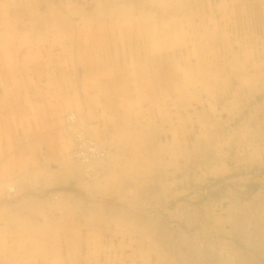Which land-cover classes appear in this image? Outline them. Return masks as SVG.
I'll return each instance as SVG.
<instances>
[{"label":"bare ground","instance_id":"6f19581e","mask_svg":"<svg viewBox=\"0 0 264 264\" xmlns=\"http://www.w3.org/2000/svg\"><path fill=\"white\" fill-rule=\"evenodd\" d=\"M142 1H143L142 4L145 6L147 5L148 2H149V5H151V4L159 5L161 8V13L158 15H162L163 13L166 12V10H167L166 7H167L168 2H169L168 0H142ZM170 3H171V1H170ZM124 4H125V6L120 8L121 9L120 15L115 18V21L118 20L119 18L124 17L125 19L123 21L125 22V24L116 23L115 26L109 25L110 28H107L105 26V23L103 25L102 24L103 22H101V21L98 22L100 17L99 18L97 17L98 20H96L95 22L101 26H98L97 28H95L91 31H87V32L83 31L82 33H79L77 31V33H76V31L74 30L73 27L62 28V27H59L60 24L55 23L56 29L58 30V33L65 39V42L67 43V47L66 48L62 47V46H64V44H63V41L60 40L58 42L59 46L50 47V48L47 47L46 50L44 51L45 56H48L47 57V60H48V59H52L53 55L56 57L63 55L62 52L60 51V49L63 48V50L66 51L65 54H68V56L71 59H75L77 61H80L82 64L81 69L83 70V74L80 78H78V79H81L80 86L78 85L79 87L77 86V88L75 89L74 86L73 87L71 86L72 77L70 76V77L66 78L65 83H66L67 93L64 96V98L61 99V102L59 104L56 101L55 106H57V107L61 106V104H64V106H63L64 110L61 108L63 110V114H59L60 117L62 115L61 118L59 117V121H61L64 133H65L64 134L65 138H63V136H61V135L57 136V137H59L57 144L62 146L65 150L67 149L66 151H68L65 159H63L64 160L63 162L68 164L67 167L69 168V170H71L73 173H75V176L79 177L83 181V185H84V187H86L87 190L89 189L90 191H92L94 193L103 192L106 189L103 187L102 183L104 180L106 182H109V180L106 179V177L111 175L108 172L113 169L114 162H111V159H113L116 156H117V158L123 156L122 153L120 154L118 152L113 154L112 151L110 150L111 146H114L115 148H118V149L119 148L122 149L123 146L130 145L132 147L131 151H133L132 154H133V159H134V160L129 159L131 161V163H130L131 171H134V174L139 173V174H141V176H142L143 171H140L139 169H142L143 167H145L146 169H151V171H153V170L158 169V165H159V168H162L165 154L168 153L170 156L172 154L173 157L176 158V155L181 148V147L175 146L174 148L170 149V151H172V152H170L167 145L155 144L153 142V138L150 140L151 143H149L150 141L148 140V138L150 135H148L147 131L145 132V130H146L145 127L151 126L152 128H154L153 125L156 126V124L154 123V119H157L158 122L160 121L163 123L166 120H169V117L167 115L169 113L170 107L168 106L169 104H167V102H168L167 99H169L170 97L173 100L169 99L170 102H168V103L175 104V107L180 106L178 104H180L181 101H179L177 93H179V92L182 93L183 92L182 87L186 86V85H184L182 83V81H180V73H179L180 68H178L177 65L170 64L171 60L169 58L163 56V53H164L163 51H165L164 49H166V47L168 46V44L166 43V40H168V37L171 39L170 44L172 46V44H173L172 40H174L176 42L179 39V36H180L183 29L178 30L179 27H176L175 28L176 31L174 32V35L170 36V34L169 35L167 34V29H164V26H166V24L162 25L160 23L159 24L158 23H150V21L146 22L144 18L142 20H140V18L135 19L136 15H140V16L151 15L150 14L151 12L148 14V11H150V10L145 9L142 6H140V4L138 2H136V0H135L134 5H137L138 7H136L137 9L135 11H132L131 9L128 8L130 3L129 4L124 3ZM135 12H137L136 15H135ZM261 12H262V10H261ZM64 16H66V15H64ZM188 20H189V18H188ZM169 21H171V19ZM163 23H165V22H163ZM166 23H167V21H166ZM3 24H5L4 20H3L2 25ZM109 30L111 31L110 34H108ZM0 36L4 37V40L0 38V73L6 74L5 76H2L1 81H0V93L2 94V95H0V98H1L0 99V107L5 105L6 103H10L12 101H17L18 105H17L16 110L19 112L18 114H15L13 112L16 110H12L13 112L10 111V112H12L11 115H8L6 113L3 114L4 113L2 111L3 109L0 110V112H1L0 113V163L2 164V166H1L2 168H0V198H1L4 194V192L8 193V191L12 190V189L14 192H16V186L18 187L19 185H23L24 181L26 179L28 181H30L31 185L36 184V181L38 180L40 174H42L41 173L42 168L38 166L37 162L35 164H33L34 162L32 161L33 167H31V166L28 167L25 165L29 161L25 160L26 163H24L25 161L23 160V158H20V159L15 158V159H9V160L5 159V156L7 155V152H8L7 150L13 146V142L15 140V135H13L11 133V131H5V128L3 126L4 121L6 122V121L11 120L12 123L17 122L20 124L29 122L28 124H30V122H36L35 120L37 118H40V120H39L40 123H45L44 117L47 118L46 112H47V109L49 108L48 107L49 105L46 104V99L43 95V93H44L43 90L37 89L38 80H35L34 82H32V83H35V87H32V89L29 88L28 93L25 96L26 98L20 100V98H22L26 93L25 86L22 85V87L20 88L19 85H21V83L18 79L17 80L13 79L11 81L8 78L9 72H11L13 75V73L15 71H21L22 69L25 72V71H32L33 69H36V67L38 68V65L36 64L34 58H36L41 53L40 49L37 48L38 45L42 43L41 37H39L37 40L33 41L27 34H23L22 32H20V33L19 32H13L10 30L9 31L8 30H2L0 33ZM28 38H30V40ZM131 39H133V40L131 41ZM214 39H216V38H214ZM218 39H220V38H218ZM57 48H59V53L57 55H55ZM93 48H95L94 49L95 52H96V50H99V51L104 50V52H107V54L110 58V61H109V63L104 65L105 68H102L99 65L101 69L97 70L91 66L90 62H88V65L83 64V60L90 58V51ZM208 50H210V49H208ZM166 55H167V53H166ZM56 57L53 60L55 63H57V64L59 63V65H60L61 61ZM173 57L175 58L174 55H173ZM64 61L66 62V60H64ZM196 61L197 62L194 63L195 69H190L191 72H189L187 75L185 74L183 79H185V81H187V82L192 81V84H193V82H200L204 86V89L206 91H208L210 94H213L214 91H211V90H214L213 84L215 85V84L220 83L219 85H223V83H224L223 77L225 76L224 74L226 73V70L223 69V67H218L216 69H213V70L210 69L209 70L207 68V63H205V65H206L205 67L203 65L200 66L202 63H204L206 61H203V60L199 61L198 59ZM25 64H30V66L27 65V67H25ZM49 64L50 63H45V65H47V66ZM76 65L78 66V64L76 63L73 65V67L75 68ZM129 65H133V66L135 65V68L130 69V68H128ZM259 73H256V74L260 75ZM104 74L108 75L109 79H104L103 78ZM240 74H242V73H240ZM252 75L250 78H252ZM247 78H248V75H247ZM263 78H264V76H262L260 78V80H262ZM255 79H256V77H255ZM132 80L134 82L133 87L131 85ZM250 80H252V79H250ZM46 82H47L46 85L48 87L52 85V86L60 87V89H61V82H59V80H54L51 78V79H47ZM210 82H212V84ZM249 82H251V81H249ZM256 82H257V80H256ZM254 83H255V81H254ZM255 84H253V85L256 86ZM242 85H244V84H242ZM254 86H253V88H255ZM90 87L91 88L93 87L95 89V93L89 94L87 92L88 88H90ZM180 87H181V89H180ZM185 88H187V86L184 87L183 89H185ZM71 89L73 90V94L71 93ZM32 90H34L36 92H34ZM240 90L237 89L235 91L234 95L236 97L234 96L232 103L234 102V100L239 99V95H240L239 91ZM114 91L117 93V96L120 97V100L118 98H117L118 100H115L112 98V96H114L113 95ZM195 91L196 90H194V92ZM91 92H93V91H91ZM248 92H250V91H248ZM130 93L131 94L135 93L132 97L133 99L129 96ZM192 94H193V92H192ZM192 94H188L187 98L195 97V96H192ZM195 95H197V93ZM36 96H38V98H36ZM181 96H183V94ZM198 96H199V93H198ZM167 97H169V98H167ZM187 98H185L183 100V102ZM187 100H189V99H187ZM183 102H182V104L185 103V102L184 103ZM73 103L75 104L76 108H81V112L79 111L80 113L76 110V108L72 109V107H74ZM225 105L228 106L229 103L227 102ZM187 108H188V106H187ZM232 108H234V107H232ZM201 111H197L198 119H199V121L201 119V121L203 123V127H205L208 124V123L206 124V121H204V119L205 120L207 119V116H204V114H201L202 113ZM20 112H23V113H20ZM28 112H34V114L29 115V114H27ZM42 112H44L45 115ZM60 112H61V110H60ZM157 115L159 116V118L157 117ZM169 115H170V113H169ZM32 118L33 119L35 118V120L31 121ZM96 118H101L103 123L102 124H98V123L90 124L89 123L90 120L95 122ZM143 121L145 122V124H143ZM244 121L245 120H243V123L241 122L239 124V126L232 132L229 128H223L221 131L219 130V133H220V134H218L219 138H217L218 137L217 136L215 139L212 140L210 138L212 136L211 134L214 135L215 130H218V127H216V126L219 123V121L214 118L212 123H211V125L213 126L212 128L205 127V128H202L200 130V134L202 136H204V135L206 136V137H203L200 139L208 140V142L215 141L217 145H219L218 143L221 142L220 139L223 142V138H224V140H225L224 142H226V144L227 143L230 144L231 141L233 143V140H235V139L243 138V137H245V135H248L250 133L251 134L254 133L253 130H250V132H249V129H248L246 131V129L249 128L248 127L249 125L244 123ZM6 124H8V123L6 122ZM59 124H60V122H59ZM9 125H11V124H9ZM170 126L172 127L173 125L170 124ZM161 127H163V126H161ZM161 127L159 125V126H157V129H161ZM35 128H37L36 125H35ZM257 128H258V126H257ZM45 129H46V127H45ZM24 130H26L25 127H24ZM152 132H153V130H152ZM167 132H168V130H167ZM26 133H28V132H26ZM29 133H30V131H29ZM57 133H58V131H57ZM15 134H17V133H15ZM261 134L262 133H258L255 135V137L256 136L261 137ZM173 136H174V139L176 141L175 144L177 145L178 138H177L176 133H174ZM232 136H233V139H230V137H232ZM30 137H32V135ZM49 137H51V136H49ZM54 138H53V140H54ZM34 139H35V137H34ZM63 139H64L67 146L62 144ZM155 139H156V137H155ZM26 140H29V138L27 139V137H26ZM36 140L37 139H35V141ZM104 140L107 142H105ZM246 141L247 140H245V139H240L238 141V143H240V145L243 147V149H246V147L249 146V144L246 143ZM32 142H33V140H32ZM32 142H31V144H32ZM222 142L220 143V145L222 144ZM255 142H256V144H254L255 146L252 145V147H253V152L257 153L259 151L258 148L260 149L263 147H261V144H260L261 142L260 143L258 141H255ZM262 142L264 143V141H262ZM52 143L50 145H52ZM88 143H93V145L88 146L87 145ZM199 143H201V142H199ZM34 144H35V142H34ZM106 144H108V145H106ZM28 145H27V148H28ZM234 146H236V145L234 144ZM35 148H37V147H35ZM203 149H205V148H203ZM164 150L166 151V152H164L165 154H163ZM192 150H193V148H192ZM192 150H190V151L192 152ZM186 151H187V153L189 152L188 149ZM34 152H32V153H34ZM206 152H205V150H203L201 155L204 156ZM32 155H34V154H32ZM32 155H30V156H32ZM184 155H182V156H184ZM173 157L171 158L172 161L175 160ZM234 157L237 158V156H234ZM27 158H28V156H27ZM35 158H37V157H35ZM223 158L224 157H222V156H218V154L217 155L212 154L210 152V149H209V151L207 152L206 158L202 159V162L204 163V164L202 163L204 165L203 167L206 168L207 164L210 161L213 162V161H216V159H223ZM50 159L52 160V158H50ZM148 159H150V160L148 161ZM17 160H19V161L17 162ZM237 160H239V159H237ZM242 160H244V159L242 158ZM258 161H259V159H258ZM16 162L19 165L17 167L19 169V173L18 174L16 173L17 175H15V173L13 175H11V173H9V172H11L13 170V168L15 169L14 164H16ZM233 164H235V163L233 162ZM226 167H228V166L226 165ZM104 168H109V171L107 172L105 170L104 174L102 176V179H101V175L99 176V174H100L99 172H101V174H102V171L104 170ZM212 168H214V167H212ZM218 171L219 170H217V167H216V169L214 168V170H211V173H217ZM72 172H70V173H72ZM49 175H47V176L49 177ZM61 175H62V173H61ZM123 178L124 177L119 176L118 182H120V179H123ZM137 178L140 179V177H137ZM153 178H154V176H153ZM54 180L56 181V179H54ZM134 180H136V178ZM121 183H122V181H121ZM132 183H134V182H132ZM136 183H134V184H136ZM41 184H42V182H41ZM162 184H164V183H162ZM165 184H166V182H165ZM116 185L112 184L111 188H109L106 193H109L111 191L119 189L118 186H116ZM126 185L127 184H125L124 187H126ZM158 186H160V185H158ZM161 187H163V185ZM126 190H127V188H126ZM163 190H165V189H163ZM58 193L59 192L54 193L50 197L51 200L49 198H45V202L44 201L41 202V201H38L36 199H31V198H29V196L25 197V198L22 197L16 203L9 202L7 199L6 200L0 199V200H2V202L0 203V234L2 236V239L5 240L6 236L8 234H10L11 242L16 243L15 238L19 239L18 234H20L22 232L25 233L24 231H26V236H29L30 233H34V231L37 230V228H38V226H37L38 223L35 225V224H33V222L30 219L24 218V216L25 215L31 216V215H34L35 213H40L41 215L46 216L48 214L46 209L50 210V204L53 207L55 206V209H56L57 208L56 204H58L57 206L60 207L61 202H63L62 205L70 208L72 212H75L76 209H78L80 211V214L82 213L81 217L83 218L84 222L88 221L90 214H88V212L86 210L87 207L84 206L82 204V202H80L81 200H79V198H76L74 195H72V193L71 194L70 193L69 194H63V195L60 193L58 194ZM18 194L19 193H17V195ZM4 197H6V196H4ZM14 197H6V198L11 199ZM107 206H109V205H107ZM83 208H84V212H81V210ZM103 208L107 209L109 214L107 213L106 215H102V213H101L102 211H100L99 209H103ZM110 208H112V207L107 208V207L101 206V208L94 209V212L98 213V214H94V219L88 221V223H84V222H82V223L84 225H87V224L88 225H101V224L108 225L109 224L110 229H111V223L114 222V224L116 225L115 231L119 230V231H124L125 233L129 229L134 231L133 227H129L131 224H127L125 222V219L128 218L129 214H127V218H126L125 212L124 213L122 211L118 212L116 209H115V211L114 210L112 211V210H110ZM16 209H20L21 211H24L23 214H25V215H23V214H21V216L17 215L16 213L13 212ZM156 217H157V215H156ZM130 218H132V217L130 216ZM59 219H60V217L58 218V220ZM58 220L45 222L47 233L49 232V234L54 235V237H52V236L49 237V234H45V235L42 234L41 238L42 239L49 238L52 241V244H56V243H58V241H56L57 238L60 237V235L58 233L61 232L64 235L63 237H64L66 247H67L66 248L67 249L66 255L68 256L69 262H71L72 264H102V262H100V260H98V259H96L95 262L92 263L91 261H89V259L85 255L83 256L82 259H79V260L77 259V257H80L79 248L76 247L77 243L82 244L83 242H87L89 245L91 240L93 239L92 233L87 231V238L85 236L84 241L79 243L80 238H79V241L77 242V239H78L77 236H79V234L77 233L78 230L73 229L74 226H69V227H71L69 229L65 228L67 226L64 225V227H63V223H61V221H58ZM136 220H138V219H136ZM145 220H144V222H146ZM127 221H129V220L127 219ZM75 223L78 224L79 221L75 222ZM134 228L137 229V226ZM151 228H153V226ZM136 229H135L136 232H140V234L147 235L146 230H144L145 228L144 229L141 228L140 231L138 229H137L138 230L137 231ZM135 231L133 233H135ZM147 231L151 232V230H147ZM152 232H153V230H152ZM65 233H67V234L65 235ZM130 233H132V232H130ZM46 235H48V236H46ZM156 236H158V235L156 234ZM37 237H38V235H36V238ZM151 238H153V237H151ZM157 238H155V239L157 240ZM139 240L141 241V239H139ZM0 241H1V237H0ZM144 241H148L149 249L154 251L160 258H162V260L166 259L169 262H172V263L174 262V255L171 254L170 252H166V254H163V250H157V247L159 246V244L156 245L154 243L155 241L150 242L151 240H149V238L145 239ZM160 241H162V239ZM65 243H64V245H65ZM132 243H133L132 241L122 242L121 245L123 247L130 248L133 251V253H135L136 255L139 254V257L141 259H143L146 252L142 251L141 247H139L138 245H136V247L133 248L134 245H131ZM58 244L62 245V242H60ZM7 246H8L7 243L2 244V242H0V257H2L3 260H5V261L10 262L14 257L13 256L14 251H9ZM142 247H143V245H142ZM89 248H88L87 252L89 251ZM91 248L93 249V251L97 250L98 249V243H95L94 246H92ZM7 252L11 253V256L8 258L3 256V255H6ZM56 252L58 254H55V252H54V257H53L54 261L52 263L50 260V257H49V255L51 254L50 251H47L45 248L41 250L39 246L34 250V253L37 254L39 259H41L40 264H56L57 260H59L58 264H61L60 263L61 255H59L58 250H56ZM36 264H39V263L37 262Z\"/></svg>","mask_w":264,"mask_h":264},{"label":"rangeland","instance_id":"374dc122","mask_svg":"<svg viewBox=\"0 0 264 264\" xmlns=\"http://www.w3.org/2000/svg\"><path fill=\"white\" fill-rule=\"evenodd\" d=\"M168 1H169L168 2L169 6L167 5L166 12L163 13L162 15H158L161 13V8L159 5H153V4L149 5L148 2L147 5L145 6L142 4L143 2L142 0H136V2L140 4V6L150 10L148 11V14L151 12L150 13L151 15H144L145 16L144 17V16L136 15L137 12H135L136 15L135 19L140 18V20H142L144 18L146 22L150 21V23H158V24L160 23L162 25L166 24V26H164V29H167V34L168 35L170 34V36L174 35V32L176 31L175 30L176 27H179L178 30L183 29L179 36V39L176 42L172 40L173 41L172 46L170 44L171 39L168 37V40H166L168 46L166 47V49H164L165 50L164 52L166 53L171 52L175 56V59L177 61L176 65L178 66V68H180L179 70L180 81H182V83L187 86V88L185 89L183 88L186 86L182 87V91H183L182 93L180 92L177 93L179 101H181L180 104L178 105H180L179 107H183L182 109L183 110L185 109L184 111L186 112L188 111L192 113L194 112L196 116L198 115L197 111H201L202 108L205 109L209 106L212 109H214L215 110L214 115L215 117H217L219 123L216 126L218 127V130H215L214 135L213 134H211L212 136L210 135L211 136L210 138L213 140L218 136V134H220L219 130L221 131L223 128H229L230 130H235L240 124L238 122H235L236 119H238L237 116L234 119L235 121L232 120L233 117H235V115L234 114L232 115V113L230 115V111L225 109L226 107L225 103L230 97L231 91L234 90L236 87L240 88L241 90L247 89L246 97L250 98V101L252 100L251 106L253 105L250 109L249 108L241 109L240 114L238 115L239 118L241 119V117L243 116L247 118V115L248 116L250 115V111L251 113H253L254 111L257 112L260 111L259 110L260 108L256 107L255 105L264 100V84H263L264 78L260 80V78L264 76V36H263L264 35V2H263L264 0H197V1L168 0ZM135 7L138 6L135 5ZM117 16L114 17L102 16L100 17V19L102 20L108 19L111 20V22H113V19L116 18ZM167 18L169 20L171 19V21H169ZM166 21L168 24L166 23ZM73 28L79 31L80 26L76 24ZM110 33L111 31L109 30L108 34ZM57 52H59V48H57L56 53ZM197 59L199 61L202 60L206 61L202 63L200 66L203 65L205 67L206 66L205 63H207V68L209 70L210 69L213 70L218 67H223V69L226 70V73L224 74L225 76L223 77L224 79L223 85H219L220 83L215 85L213 84L214 90H211L214 91L213 94H210L208 91H206L204 89V86L200 82H193L192 84V81L187 82L185 81V79H183L185 74L187 75L189 72H191L190 69H195L194 63L197 62L196 61ZM27 65L30 66V64H25V67H27ZM77 68L81 76V73L83 72L81 69L82 68L81 64H79L78 66L76 65V68L71 67L70 69L71 70L70 73H72L71 75L72 82L71 81L70 82H71V86L72 87L74 86L75 89L77 88L78 85L80 86V82H81V79H78L77 73H74L77 70ZM128 68L133 69L135 68V65L134 66L129 65ZM256 73H259L260 75ZM251 75L252 78H250ZM29 76H31V74ZM29 76L27 77L28 79H26V81L32 84V82L34 81H32L29 78ZM250 79H252L253 81ZM254 81L256 84L254 83ZM60 82L61 84L64 83V81H60ZM210 83L212 84V82ZM253 84H255L256 86H254ZM131 85L132 87L134 86L133 80L131 81ZM252 85L255 88H253ZM49 87L57 88V89L59 88L57 86H52V85ZM194 90L196 91L194 92ZM87 92L89 94L95 93V89L93 87L92 88L90 87L88 88ZM71 93L73 94L72 89H71ZM194 93L195 94L197 93V95H195ZM134 94L135 93L132 94L130 93L129 96L132 98ZM182 94L184 97L181 96ZM188 94H192V96L195 97L187 98ZM113 95H114L112 96L113 99L120 100V97L117 96V93L115 91ZM24 98L26 97L24 96L23 99ZM185 98L189 100L186 99L184 103L183 100ZM169 99L173 100L171 97ZM169 99H167L168 102H170ZM168 102L167 104H169L168 106L170 107V110L174 111L175 109L174 113H172L171 115H174V120H176L175 115H180V113L176 111L175 104H170ZM182 102L184 104H182ZM73 105L74 107H72V109L76 108L74 103ZM247 107H249V105ZM76 110L78 112L79 111L81 112V108H76ZM262 110H264V107ZM99 119L101 120V118ZM91 121L92 120H90L89 123L93 124L94 122ZM249 124H250L249 126L253 128V131L256 129L257 131H259L258 133H262L261 137L257 138V141L259 143L261 142L260 144L261 147L263 148L260 149L258 148L259 151L257 152V154H255L256 152L254 153L253 151L252 152L250 151L249 153L246 154L242 153L241 157H246V159L241 162L242 163L241 166H236V170L234 172L225 175L210 172L211 174L208 173L206 176H203V172L205 171L206 168L203 167L204 163L202 162V159L206 158L207 155L206 150L210 149V152L214 155L218 154V156H222V157L223 155H219V152H216L215 148L211 149L207 146V144L206 147L204 146L206 152L204 156L201 155L202 151H200L199 156L200 155L201 156L200 157L198 156L199 166L198 168H196L197 171L199 172L197 179V183H198L197 189L199 195L198 215L200 217V220L198 221V223H185L179 221L180 216H178V214L177 216H175L174 212L171 210H174L175 206L181 200V198L184 197V195L178 193H174V195L173 194L170 195L168 193L167 197L170 203L168 204L167 223L164 226L165 229L163 235L165 236V239L162 241L165 245V248H163V245H161V249H160L163 250V254H166V252H170L171 254L175 255L174 257H176L179 261H182L184 264H190L189 261H191L192 264L193 263L194 264H206V263L207 264H264V143L262 142L264 141V123L255 124L254 119L249 118ZM194 127L197 130L198 124H196ZM169 135L170 133H167L166 135L167 140L171 139V135L170 136ZM255 135L256 132L254 131L252 135H245L244 139L245 140L249 139L246 142L252 141ZM162 138L163 141H165L166 138L164 135L162 136ZM217 138H219V136ZM220 141L222 140L220 139ZM164 144L168 146L169 151L173 147L172 145L169 146V144H167L166 142ZM208 144L210 145V147L216 146V148L218 149L215 141H210L208 142ZM246 149L249 148L246 147ZM226 151L228 152V150ZM164 152L166 151L164 150L163 154H165ZM167 156L169 157L170 155L167 153L165 154V157L167 158ZM247 156L249 158H247ZM123 157L124 156H122V159L117 157L111 159V162H114V164H113V169L108 172L111 175L106 177V179H108L109 182H106L104 180L102 183L103 187L106 189L103 192H98V193H94L88 189V191L91 192L90 196L88 197L87 201H81L82 204L87 207L86 210L88 214H90L88 221L94 219V214H98L94 212V209L101 208V206H103L101 204V201L96 200V195H101L103 197L105 195L106 196L111 195L113 191L109 193L106 192L108 191L109 188H111L112 184L113 185L117 184L114 181L119 176H122L124 178L121 179V181L124 182L125 177L128 174L129 170L131 171V166H130L131 161ZM172 157L173 155L171 154V156L169 157L170 161L172 160L171 159ZM227 162L229 163V165L232 164L229 158L227 159ZM158 169H159V165H158ZM167 169L173 172H175L176 170L174 168V164L171 162L170 164H168ZM194 169L195 168H193V174H194ZM99 173L100 176L101 172ZM181 174L182 173L178 175L177 177L178 179H180ZM188 182H190V180ZM180 183L183 182L179 181L178 185H180ZM194 186L195 185L193 181V187ZM15 194L16 192H14L13 189L9 190L7 193L8 195L7 197L15 196L16 198H18L19 194L18 195ZM53 194L54 193H49L47 196H45V198H49L51 200L50 197ZM72 195H74L76 198H79L78 194L72 193ZM14 198L11 199L7 198V200L9 202L16 203L14 202L15 200ZM1 202L2 200H0V203ZM62 204L63 202H61V205ZM57 205L58 204H56L57 208L55 209V206L53 207L50 204V210L46 209L48 213V214L46 213L47 214L46 216H43L40 213L38 217L35 215H31V216L25 215L23 214L24 211H21L20 209H16L13 211L19 216H21V214L25 215L24 218L30 219L35 225L38 223L37 224L38 228L37 230L34 231V233H30L29 236H26V231H24L25 233L22 232L18 234L19 239L15 238L16 243L11 242L10 234L6 236L5 240L2 239V236L0 234L1 237L0 242H2V244L7 243L8 245L7 247L9 251H14L13 253L14 257L10 262H7L3 260L2 257H0V264H36L37 262L40 264L41 259H39L37 254L34 253V250L38 246L40 247L41 250L45 248L47 251H50L51 254L49 255V257L52 263L54 261L53 260L54 252L55 254H58L56 252V250H58L59 255H61L60 263L72 264L71 262H69L68 256L66 255L67 247L63 237L64 236L63 233L61 232L58 233L60 237L57 238L56 240L58 241V243L62 242V245H59L58 243L52 244V241L49 238L47 239L41 238L42 234L44 235L49 234V232L47 233L46 231L45 222L57 221L59 217L60 219L58 221H61V223H63V227L64 225H66L67 227L65 228L69 229L71 228L69 226H74L73 229L78 230L77 233L79 234L80 237L77 236L78 237L77 242L79 241L80 238L79 243L84 241L85 236L87 238V231L92 233L93 239L91 240L89 245L87 242H83L82 244L77 243L76 247L79 248L80 251L79 253L80 257H77L78 260L82 259L83 256L85 255L92 263H94L95 260L98 259L100 260V262H102V264H117L116 263L117 249H121L124 251L125 248L127 247H123L121 243L127 241L122 240L118 242L117 246L113 247V245H110L111 240L109 239L102 240V232H101L102 228L110 230L109 224L108 225L105 224L84 225L83 223L76 224L75 222H78L79 217L81 216L82 213L80 214V211L78 209H76L75 212H72L71 209L68 207H65L63 205L62 206L60 205V207H58ZM99 210L102 211L101 212L102 215H106L107 213L109 214L108 210L105 208ZM81 212H84V208L81 210ZM88 221L84 223H88ZM67 233H65V235ZM36 235H38L37 238ZM50 236L54 237V235L49 234V237ZM95 243H98V249L93 251L91 247L94 246ZM187 243H189L190 245H187ZM192 243H195L194 246L191 245ZM198 243H201L199 249L197 248ZM111 247L114 248L113 251H115L114 257L110 256V252L112 251ZM159 247L160 244L157 247V250ZM88 248L89 251L87 252ZM201 248L202 251L205 252V255L200 251ZM185 253H187L186 257L187 259L188 258L190 259L189 261H187V259H182V256ZM3 256L8 258L11 256V253L7 252L6 255ZM122 261H124V259H122ZM58 262L59 260H57L56 264H58Z\"/></svg>","mask_w":264,"mask_h":264},{"label":"crops","instance_id":"0c3cea01","mask_svg":"<svg viewBox=\"0 0 264 264\" xmlns=\"http://www.w3.org/2000/svg\"><path fill=\"white\" fill-rule=\"evenodd\" d=\"M124 3H126V4L130 3L128 8L131 9L132 11H135L137 9L134 5L135 0H130V1L129 0H0V33L2 30H8V31L10 30L13 32H19V33L22 32L23 34H27L33 41L37 40L39 37H41V40H42V43L39 44L37 47L40 49L41 53L36 58H34L36 64L38 65V68L36 67V69H33L32 71H25V72L22 69L21 71H15L13 73V75L11 72H9L8 78L11 81L13 79L14 80L18 79L21 83V85H19V87L21 88L22 85H24L26 88V93L24 95V96H26L28 93V89L29 88L32 89V87H35V83L31 84L28 81H26V79H28L27 77L31 74V76H29V78L33 81L38 80L37 89L43 90V92H44L43 95L46 99V104L49 105L48 106L49 108L47 109V112H46L47 118L44 117L46 124L40 123V121H39L40 118H37L36 120H35V118L34 119L32 118L31 121L35 120L36 122H30V124H28L29 122L21 123L22 125L20 123H17V122L12 123L11 120L6 121L8 124H6V122L4 121L3 126L5 128V131H11V133L13 135H15V140L13 142V146L7 150L8 152H7V155L5 156V159L9 160V159H15V158H18V159L23 158L24 161L25 160L29 161L25 166L33 167L32 165L37 162L38 166L42 168V170H41L42 174H40L38 180L36 181V184L31 185L30 181H28L26 179L25 181L23 180L24 181L23 185H19L18 187L16 186V194L19 193V195H18L19 197L18 198L15 197L14 202H18L22 197L25 198L28 196L31 199H36L38 201H41V202L44 201L45 202V196H47L49 193H57V192H59L62 195L63 194H69V193L70 194L71 193L78 194L79 200H81V201H87L88 197L90 196L91 192H89L86 189V187H84L83 181L79 177L75 176V173H73L71 170H69V168L67 167L68 164L63 162L64 161L63 159H65V157L68 153V151H66L67 149L65 150L62 146L57 144V141L59 138L57 136L61 135V136H63V138H65L64 137L65 133H64V130L62 127V123H61V121H59V117H60L59 114H63L64 104H61V106L57 107V106H55L56 101L59 104L61 102V99H63L67 93L65 79L72 75V73H70L71 67H73V65L76 63L79 65V64H81V62L77 61L75 59H71L68 56V54H65L66 51L63 50V48L60 49V51L62 52L63 55L57 56V57L53 55L52 59H48V60H47L48 56H45L44 51L46 50L47 47L50 48V47L59 46V44L57 42H59L62 39H63L62 41L64 44V46H62V47H64V48L67 47V43L65 42V39L58 33V30L56 29L55 23L60 24L59 27H62V28H64V27L71 28V27H74L76 24H78V26H80V29L78 31L79 33H82L83 31H85V32L91 31V30L97 28L98 26H101L95 22L96 20H98L99 17H102V16L114 17L117 15L119 16L120 12H121L120 8L125 6ZM64 15H66V16H64ZM124 19L125 18L123 17V18H119L118 20L115 21V18H114L113 22H111V20H108V19L102 20L99 18L98 22L101 21V22H103L102 23L103 25L105 23V26L108 27L109 25L115 26L116 23L125 24V22L123 21ZM3 20L5 21V24L2 25ZM76 20H78V21H76ZM108 28H110V27H108ZM75 31L77 32V30H75ZM0 38L4 40V37L0 36ZM30 38H28V39L30 40ZM132 40L133 39H131V41ZM94 49L95 48H93L90 51V58L83 60V64L88 65V62H90L91 66L97 70L101 69L100 66L102 68H105L104 65H106L110 61V58H109L107 52H104V50H100V51L96 50V52H95ZM58 53L59 52H57L55 55H57ZM163 56L167 57L171 60L170 64H173V65L177 64V61L173 57L171 52H167V55H166V52H164ZM55 57L61 61L60 65H59V63L57 64L54 62L53 59H55ZM64 60H66V62ZM45 63H50V64L47 66V65H45ZM70 65H71V67H70ZM75 68H76V66H75ZM74 73H77L78 78H79L80 73H79L78 68ZM82 74H83V72L81 73V76H82ZM5 75L6 74H4V73H0V81H1L2 76H5ZM51 78L54 80H59V82L64 81V83L61 84V89H60V87L58 89L57 88H50L46 85L47 79H51ZM103 78L109 79L108 75H105V74L103 75ZM237 89L240 90V88H238V87H236L234 90H232L230 93V97L226 101V103L228 102L229 105L228 106L226 105L225 109L230 111V115H231V113H232V115L233 114L235 115V117H233V119L232 118L231 119L234 120L237 116L238 119H236V121L234 120L235 122H238V123L242 122L243 123V120H245L244 123H246L247 125H250L249 124V118H251V119H254L255 124L256 123H262L263 124L264 123V112H263L264 110H262V109L264 107V100L261 101L260 104L257 103L255 105L256 107L260 108L259 112L254 111L253 113H251V111H250V115L249 116L247 115L248 119L245 118L244 116L241 117V119L239 118L238 115L240 114L241 109H243V108H245V109L249 108L250 109L252 107L251 106L252 100L250 101V98L246 97V95H247L246 90L247 89L246 90L242 89V90H240L241 92L239 91V94H240L239 99L234 100V102L232 103L233 98L235 96L234 93ZM32 91H34V90H32ZM34 92H36V91H34ZM0 95H2V94L0 93ZM23 97L20 98V100H22ZM36 98H38V96H36ZM17 105H18L17 101H12L10 103H6L5 105L1 106L0 110L3 109L2 110L4 112L3 114L6 113L8 115H11V113L13 112L12 110L17 109ZM248 105H249V107H247ZM230 107L231 108L234 107V108L231 109ZM182 108L183 107H179V106L176 107L177 112L180 113V115H175L176 120H174V115H171L172 113H174L175 109H174V111L169 110V113L171 115L170 116L169 113L167 115L169 117V120H166L163 123L160 121L158 122L157 119H154V123L156 124V126L153 125L154 128H152L151 126L145 127V129H146L145 132L147 131L148 135H150L148 138L149 141L153 138V142L155 144H158V145H166V144H164L166 142L167 144H169V146L172 145L173 146L172 148H174L175 146L181 147L180 148L181 151L179 150L177 155H176V158H174L175 160L174 159H173L174 161L171 160V163L174 164V168L176 170H179V171L175 170V172H173V171L168 170L167 168H168V164H170V161H169L170 158L164 157L163 167L161 166L162 168H159L158 170L151 171V169H146L145 167H143L142 170L139 169L140 171H143L142 176L139 173L134 174V171L129 170L128 174L125 177L124 182L121 183V179H120V182H118V178L114 181L115 183H117V186L119 188V189L115 190L117 192L113 191V193L111 195H109V196L105 195L104 197L101 195H96V200L101 201V204H103L104 207H107V208L112 207V208H110V210H112V211L113 210L115 211V209H116L118 212H120V211H122L123 213L125 212L126 218H127V214H129L132 218H130V216L128 215L127 219L129 221H127V219H125V222L127 224H131L129 227H133L134 231L136 229L134 227L137 226V229L139 231L141 228H143V229L145 228L144 230H146V233H147V235L140 234V232H136V231H135V233H133L134 231H132L130 229L127 230L126 233L124 231H119V230L115 231L116 225L114 224V222L111 223V229L110 230L102 228V231H101L102 232V240L103 239L111 240L110 245H113V247L117 246L118 242H120L122 240L127 241V242L132 241L133 243L131 245H134L133 248H135L136 245H138L139 247H141L142 251L146 252L143 259H141L139 257V254L136 255L129 248H125L124 251L121 249H117V252H116L117 253L116 263L117 264H129V263L130 264H176L179 262H180L179 264H184L182 261H179L176 257H174V261H176V262H173V263L169 262L166 259L162 260V258H160L154 251L152 252L151 249H149L148 241H144L145 239L149 238V240H151L150 242L155 241L154 243L156 245L158 243L160 244V247L158 248V250L161 249V245H163V248H165V245L162 241L165 239V236L163 235L164 229H165L164 226L167 223L168 204L170 203V201H168V197H167L168 193L170 195H172V194L174 195V193L184 195V197H182L181 200L177 203L174 210H171L174 212L175 216H177V214H178V216H180L179 221L185 222V223H198V221L200 220V217L198 215V208H199V197L198 196L199 195H198V189H197V186H198L197 179H198L199 172L197 171L196 168H198V156H199L200 150L201 151L205 150L203 148H204V146L206 147V144H207V146L209 148H211V149L215 148V151L219 152V155H223V157H224L223 159H219V160H216L213 162L210 161L207 164L205 171L203 172V176H206L208 173L211 172V170H214V168L216 169V167H217V170H219L216 174H224L225 175V174H229L231 172H234L236 170V166L242 165V163H241L243 161L242 158L245 160L246 157H241V154L242 153L246 154V153H249L250 151L252 152L253 151L252 145L256 144L255 141H257L258 137H254L252 139V141L246 142L249 144V146H248L249 149H243V147L240 145V143H238V141L240 139H244L245 137L235 139V140H233V143L231 141L230 144L229 143L226 144V142H224L225 140L223 138L224 143L222 141H221L222 142L221 145H220L221 142L218 143L219 144V145H217L218 149L216 148V146L210 147V145L208 144V140L200 139V138L205 137V136H202L200 134V130L202 128H205V127H208V128L213 127L211 125V123H212L214 118L217 119V117H215V115H214L215 110L209 106L205 109L202 108L201 114H204V116H207V119L206 120L204 119V121H206V124L208 123L205 127H203V123H202L201 119L199 121V119L197 117L198 115L196 116L194 114V112L193 113L189 112V111L186 112ZM60 110H61V112H60ZM10 111H12V112H10ZM44 112H42V113H44ZM13 113L18 114L19 112L16 110ZM20 113H23V112H20ZM27 114H29V115L34 114V112H28ZM44 115H45V113H44ZM61 117H62V115H61ZM157 117L159 118L158 115H157ZM59 122L61 125L59 124ZM94 123L102 124L103 122L99 118H96V121ZM9 124H11V125H9ZM90 124H92V123H90ZM143 124H145L144 121H143ZM170 124L173 126L171 127ZM196 124H198L197 130L194 127ZM35 125L37 128H35ZM159 125H160V127L161 126H163V127H161V129H157V126H159ZM44 126L46 127V129L48 131L45 129ZM24 127L26 130H24ZM248 127L249 128H247L246 131L248 129H249V132H250V130H253V128H251V126H248ZM152 130H153V132H152ZM167 130L171 135L170 140H167V138H166V135L168 133ZM29 131H30V133H29ZM57 131H58V133H57ZM232 131H234V130H231V132ZM254 131L256 132V134H258V132H259L257 130H254ZM26 132H28V133H26ZM15 133H17V134H15ZM174 133H176L177 138H178L177 145L175 144L176 141H175L174 136H173ZM31 135H32V137H30ZM163 135L166 138L165 141H163V138H162ZM248 135H252V134L250 133ZM49 136H51V137H49ZM26 137H27V139L29 138V140H26ZM34 137H35V139H37L36 140L37 142L35 141ZM52 137L53 138L55 137L54 140ZM155 137H156V139H155ZM230 139H233V136L230 137ZM32 140H33V142H32ZM246 140H249V139H246ZM62 141H63L62 144L67 146L64 139ZM31 142H32V144H31ZM34 142L36 145L34 144ZM50 142L51 143L53 142L52 145H50L51 144ZM199 142H201V143H199ZM149 143H151V141ZM28 144L29 145L31 144V145L29 146ZM234 144L236 146H234ZM27 145H28V148H27ZM35 147H37V148H35ZM114 148H115L114 146L110 147L113 154L117 153V152L120 154L122 153V155L124 156L123 158H125L127 160H129V159L134 160L133 154H132L133 151H131L132 147L130 145L123 146L122 149H120V148L114 149ZM192 148H193V150H192ZM187 149L189 151L188 153L186 151ZM190 150H192L193 153ZM226 150H228V152H226ZM206 151L208 152L209 149H207ZM32 152H34V153H32ZM32 154H34V155H32ZM30 155H32V156H30ZM182 155H184L185 157ZM27 156H28V158H27ZM234 156H237V158ZM35 157H37V158H35ZM50 158H52V160ZM118 158L122 159V157H118ZM228 158L232 162L231 165H229V163L227 162ZM247 158H249V157L247 156ZM237 159H239V160H237ZM149 160L150 159H148V161ZM18 161L19 160H17V162ZM26 161L24 163H26ZM17 162H16V164H14L15 169L13 168V170L11 172H9V173H11V175H13L14 173H15V175H17L19 173V169L17 168L19 165L17 164ZM233 162L235 164H233ZM193 163H194V165H193ZM226 165L228 167H226ZM1 166H2V164L0 163V168H2ZM211 166L214 168H212ZM193 168H195L194 174H193ZM104 170H106L108 172L109 168H104ZM70 172H72V173H70ZM61 173H62V175H61ZM180 173H182V174L180 176V179H178L177 177H178V175H180ZM103 174H104V171H102L101 179H102ZM47 175H49V177ZM153 176H154V178H153ZM137 177H140V179ZM135 178H136V180H134ZM54 179H56V181ZM187 180L188 181L190 180V182H188ZM179 181H181L183 183H180V185H178ZM193 181H194V185H195L194 187H193ZM41 182H42V184H41ZM132 182H134V183L137 182V183L134 184ZM161 182L164 184L166 182V184L164 185ZM125 184H127L126 187H124ZM158 185H160V186H158ZM162 185H163V187H161ZM126 188H127V190H126ZM163 189H165V190H163ZM4 196L7 197V193L4 192L3 196L0 199L6 200L7 198ZM16 199H17V201H16ZM107 205H109V206H107ZM34 215L38 217L40 214L35 213ZM156 215H157V217H156ZM175 218H177V217H175ZM136 219H138V220H136ZM144 220L146 222H144ZM78 221H79V223L84 222V220L81 216L79 217ZM151 225L153 226V228H151L152 227ZM147 230H151V232L150 231L148 232ZM152 230H153V232H152ZM130 232H132V233H130ZM156 234L158 236H156ZM151 237H153V238H151ZM155 238H157V240ZM139 239H141V241ZM161 239H162V241H160ZM194 244L195 243H192L191 245L194 246ZM142 245H143V247H142ZM187 245H190V244L187 243ZM197 245H198V247L197 246L196 247L199 249L201 246V243H198ZM111 249H112V251L110 252V256L114 257L115 256V254H114L115 251H113L114 248L111 247ZM200 251L202 253H204V255H205V252L202 251V248ZM186 256H187V253H185L182 256V259H187ZM122 259H124V261H122ZM189 260L190 259L188 258L187 261H189ZM177 261H179V262H177ZM189 262H190V264H192L191 261H189Z\"/></svg>","mask_w":264,"mask_h":264},{"label":"built area","instance_id":"2783aa9c","mask_svg":"<svg viewBox=\"0 0 264 264\" xmlns=\"http://www.w3.org/2000/svg\"><path fill=\"white\" fill-rule=\"evenodd\" d=\"M87 145H88V146H92V145H93V143H88ZM91 149H92V148H91Z\"/></svg>","mask_w":264,"mask_h":264}]
</instances>
